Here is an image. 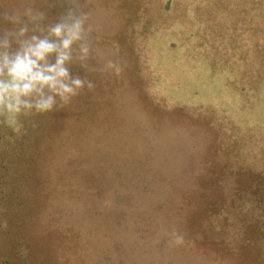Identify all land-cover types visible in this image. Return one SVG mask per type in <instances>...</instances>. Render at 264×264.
Wrapping results in <instances>:
<instances>
[{
	"label": "rangeland",
	"instance_id": "1",
	"mask_svg": "<svg viewBox=\"0 0 264 264\" xmlns=\"http://www.w3.org/2000/svg\"><path fill=\"white\" fill-rule=\"evenodd\" d=\"M82 2L121 71L90 73L65 117L0 123L17 191L0 198V264H264V214L249 211L264 192V0ZM213 162L224 194L199 212ZM239 166L253 176L236 196Z\"/></svg>",
	"mask_w": 264,
	"mask_h": 264
},
{
	"label": "clouds",
	"instance_id": "2",
	"mask_svg": "<svg viewBox=\"0 0 264 264\" xmlns=\"http://www.w3.org/2000/svg\"><path fill=\"white\" fill-rule=\"evenodd\" d=\"M0 20V123L7 127L63 109L85 89L94 91L90 73L121 71L95 46L98 26L82 0H67L55 16L23 3ZM171 242L180 245L184 237L173 232Z\"/></svg>",
	"mask_w": 264,
	"mask_h": 264
},
{
	"label": "trees",
	"instance_id": "3",
	"mask_svg": "<svg viewBox=\"0 0 264 264\" xmlns=\"http://www.w3.org/2000/svg\"><path fill=\"white\" fill-rule=\"evenodd\" d=\"M66 3H67V0H38V1H36L35 6H38V8H41L43 10L50 11V16H55L57 13H59L62 10L63 6ZM0 23H1V21H0ZM71 104H74V103L72 102ZM71 104L66 106L63 109L54 110L53 112H50V113H47L44 115H38L35 117H65V114H68L67 110L71 111V109H72ZM6 159H7L6 154H4V152L0 151V187L3 186L0 189V198H2L4 196H15L17 193L16 189L11 188V186H9V185H8L9 188L7 189L4 185L5 183H7L6 178H7L8 173H9V170H8L9 168L5 167L7 165L6 164L7 161L4 162ZM212 164H213L212 166L207 167V169L205 170V172L202 175L201 183L203 184V187L207 188V190L205 189L204 192L202 193V190L200 189L199 198L201 199V201L202 200H209V201H211V203L213 202V204L210 203V204L204 205L203 207L198 208L199 212L202 211L204 213H207L208 211H211L212 207H214V205H215V207L217 206L216 197H217V200H219L218 198L222 197V195L224 194L221 186H218V190L214 189L215 192L213 190H211L212 187H210V186L214 185L217 181H221V179H223V177L227 171L224 166L227 167L228 165L227 164L222 165L221 163H218V162H213ZM1 168H3L4 170L1 171ZM236 174H238V176L235 177V180H236L235 182L237 183L236 184V190H238V191L235 194H236V196H239V193H240L239 191H242V189H243V187L240 186L241 183H244V181H242L243 177L246 178L247 176H250L251 172L248 169L244 168L243 166H239L238 172ZM232 175H233V173L230 174V176H232ZM251 176H253V175H251ZM256 177H258V175H256ZM248 179L247 178L245 179L246 183H247ZM249 185L250 184H248L247 186H249ZM23 186L31 191V189H29V186L27 185V183H24ZM200 187H202V185H200ZM38 189L40 190V187H38ZM260 190H256V192L253 193L255 196H258V198L260 199V201H257V203L253 204V206L250 207L251 209H249V211L253 215L257 211L263 212V214H264V200H263L264 199V192L260 191ZM259 193H262L263 196L259 197ZM31 196H33V195L31 194ZM220 209H223V208H220ZM247 222L249 223L250 220L247 219L246 224H247ZM1 226L2 225L0 224V228H1ZM17 227H19V224H17ZM247 229L250 232L252 230H253V232L256 231L255 227L253 226V223H250L248 225ZM1 232H2V230L0 229V233ZM7 232H8V230L5 231L6 234H7ZM237 232L240 235L242 234V231H240V230H238ZM255 235H257V234H254L253 236H255ZM254 238H256V236ZM254 238H253V240H254ZM5 240H7V239H5ZM17 240H18L17 238H13L12 240H9V242L14 243ZM206 241L209 242L210 245H213L215 243V240H213V239H211V241H209L206 238ZM244 251H245L244 249L238 250L239 254L244 252ZM254 252H255L254 247L252 249L246 251V253H245L246 257H244L243 259L247 258L248 262L252 261L253 259H257L258 257H256L254 255ZM1 257H2V255L0 256V258ZM0 261H2V258L0 259ZM4 263L6 264L5 261H4ZM4 263H1V264H4Z\"/></svg>",
	"mask_w": 264,
	"mask_h": 264
},
{
	"label": "bare ground",
	"instance_id": "4",
	"mask_svg": "<svg viewBox=\"0 0 264 264\" xmlns=\"http://www.w3.org/2000/svg\"><path fill=\"white\" fill-rule=\"evenodd\" d=\"M176 248H177V247H176ZM176 248H175V249H176ZM176 250H177V249H176ZM183 250H184V249H183ZM175 252H176V251H175ZM182 253H183V251H182ZM175 255H178V254L176 253ZM182 255H183V254H182ZM187 256H188V255H187ZM193 256H194V255H193ZM184 257H185V255H184ZM186 258H187V257H186Z\"/></svg>",
	"mask_w": 264,
	"mask_h": 264
}]
</instances>
